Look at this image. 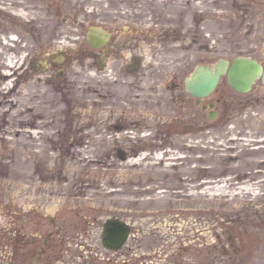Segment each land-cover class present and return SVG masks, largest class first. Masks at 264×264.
Here are the masks:
<instances>
[{
  "label": "rangeland",
  "instance_id": "obj_1",
  "mask_svg": "<svg viewBox=\"0 0 264 264\" xmlns=\"http://www.w3.org/2000/svg\"><path fill=\"white\" fill-rule=\"evenodd\" d=\"M19 1L26 19L0 11V206L23 194L57 211L84 242L73 264L104 260L109 217L132 225L115 261L264 264V84L241 93L224 76L204 100L214 119L184 86L199 64L264 62L260 19L238 15L242 0H179L188 8L154 9L137 51L102 54L86 34L107 0Z\"/></svg>",
  "mask_w": 264,
  "mask_h": 264
},
{
  "label": "flooded vegetation",
  "instance_id": "obj_2",
  "mask_svg": "<svg viewBox=\"0 0 264 264\" xmlns=\"http://www.w3.org/2000/svg\"><path fill=\"white\" fill-rule=\"evenodd\" d=\"M106 3L109 9L108 13L101 15L102 19L104 18L101 23L110 33V39L107 46L99 50L102 54L114 51L113 48L120 51L125 48V41L131 42L130 50L137 45L141 48L140 42L149 39L147 34H142L145 25L147 26L153 17L157 21V14L154 12H157L159 7L166 10L188 7V4L184 5L179 0H107ZM239 9L242 14L238 15L242 16L244 21L257 22L260 19V25L264 26V0H242L237 10ZM242 24L238 25L235 32L243 33V30H240ZM260 62L264 65V62ZM260 83L264 84L263 79H259L256 85ZM21 197V202L9 198L0 206V210L3 209L0 214V264H73L77 259L78 245L84 244L79 238L81 234L68 223L65 226L59 224L57 211L54 214H51V211L45 213L41 210V205L42 209L45 208L43 203L37 201L38 203L30 204L28 195L21 194ZM96 253L98 254V251ZM104 253L102 262L93 259L83 261L90 264L127 262L115 261L113 258L115 254L123 255V249L115 252L105 248Z\"/></svg>",
  "mask_w": 264,
  "mask_h": 264
},
{
  "label": "water",
  "instance_id": "obj_3",
  "mask_svg": "<svg viewBox=\"0 0 264 264\" xmlns=\"http://www.w3.org/2000/svg\"><path fill=\"white\" fill-rule=\"evenodd\" d=\"M91 31H95L94 28ZM89 42L94 46H101L106 39L90 34ZM227 74L229 83L239 92L249 91L256 79L263 75V66L255 59L238 56L232 64L226 59L218 61L214 67L200 65L186 81L188 91L197 97L208 96L217 87L222 75ZM213 118V114L210 115ZM131 231L130 226L117 219H108L102 233L103 243L112 249H119L127 240Z\"/></svg>",
  "mask_w": 264,
  "mask_h": 264
},
{
  "label": "bare ground",
  "instance_id": "obj_4",
  "mask_svg": "<svg viewBox=\"0 0 264 264\" xmlns=\"http://www.w3.org/2000/svg\"><path fill=\"white\" fill-rule=\"evenodd\" d=\"M200 1V0H199ZM197 2L196 3V7H199V6H202V5H200V2ZM25 3L26 2H21V1H19V0H0V11H5V10H8L9 11V13L8 14H10L11 16H13L14 18H20V19H26L27 17H29L30 16V14H32V12H30L28 9H26L25 7H26V5H25ZM5 6V7H4ZM10 8H13L12 10H10ZM188 8V7H187ZM193 8H195V7H193ZM7 12V11H6ZM38 16V15H37ZM40 16H41V13H40ZM155 26H158V25H155ZM162 27V26H161ZM67 37H71V38H73L72 36H69V35H67ZM155 40V39H154ZM64 42V41H63ZM65 47V46H64ZM64 52V51H63ZM64 55H65V53H64ZM48 56H50V55H47V57ZM12 62H13V60H12V57H10L9 58V62L7 63V65H9L10 63L12 64ZM46 62L48 63V62H50L49 60H46ZM2 77H7L9 74H7V73H5V72H2V74H0ZM74 79L72 80V82L74 83ZM48 91H49V89H47ZM63 101V100H62ZM90 104V103H89ZM89 104L87 103H80L79 104V107H81L79 110H80V114H88L89 113V111H86L87 109H88V107H89ZM62 107V108H61ZM58 110L59 111H61V112H63V110H64V108H63V106H59L58 107ZM155 113H161L159 116H161V115H163V114H165L166 116H168V117H170V118H172L173 116H175L172 112H170V111H165V110H163V111H156V112H153V114H155ZM176 118H177V120H179L178 119V117L177 116H175ZM164 118L166 119V117L164 116ZM164 118L163 117H159V119L160 120H164ZM143 127H145V126H143ZM142 126H139V128L140 129H142L143 128ZM71 132H75V131H71ZM130 132V131H129ZM75 133H77V132H75ZM78 134V133H77ZM76 136V135H75ZM151 136L150 135H148L147 137H146V139H149ZM143 138V137H142ZM82 140V139H81ZM155 142H150V144L151 145H153ZM141 145L143 146V143H141ZM154 151H151V152H148V154H154V158H160L162 155H163V153L165 152V153H168V155H169V153H171V155H169L170 156V158L172 159V160H176V159H178V160H181V156H178V153L175 151L174 152V150H169V149H167V150H162V151H160V147H154ZM156 153V154H155ZM158 154H162V155H159L158 156Z\"/></svg>",
  "mask_w": 264,
  "mask_h": 264
}]
</instances>
